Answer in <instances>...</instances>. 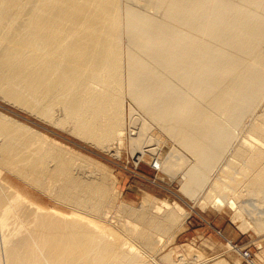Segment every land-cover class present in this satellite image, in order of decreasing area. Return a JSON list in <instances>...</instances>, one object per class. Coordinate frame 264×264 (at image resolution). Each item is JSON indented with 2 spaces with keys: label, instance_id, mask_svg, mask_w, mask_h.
<instances>
[{
  "label": "bare ground",
  "instance_id": "1",
  "mask_svg": "<svg viewBox=\"0 0 264 264\" xmlns=\"http://www.w3.org/2000/svg\"><path fill=\"white\" fill-rule=\"evenodd\" d=\"M125 95L194 157L187 179L238 228L241 187L260 194L247 210L264 228V0H0V97L106 146L122 141ZM150 139L131 138L141 151ZM114 192L101 162L0 111V264H159L142 253L183 208L121 202L114 235Z\"/></svg>",
  "mask_w": 264,
  "mask_h": 264
},
{
  "label": "rangeland",
  "instance_id": "2",
  "mask_svg": "<svg viewBox=\"0 0 264 264\" xmlns=\"http://www.w3.org/2000/svg\"><path fill=\"white\" fill-rule=\"evenodd\" d=\"M263 104L264 101L258 107L264 109ZM258 107L257 110H261ZM122 110L124 120L122 141L113 140L106 146H99L79 137L68 128L44 120L0 97V111L104 165L105 171L110 173L112 188L115 191L113 205L104 223L114 235H119L118 233L121 232L125 235L123 225L126 218L116 210L121 202L137 207L142 197L149 195L156 199H173L183 208L176 223L178 226L173 225L168 233L162 236L156 246L158 248L155 249L156 252H150L152 255L142 253L145 258L153 259L152 261L158 263L160 261L159 264H163V261L158 259H161L167 252H172V258L176 264H212L214 262L218 264H264V228L255 229L254 225L250 224L251 217L248 214L251 211L248 209L250 211L248 213L247 210V207H250L255 214H258L256 212L259 208L253 204L250 205L252 202L250 198L251 196L258 198L260 194L251 193L247 191V188L241 187L244 190L237 194L236 199L240 202L242 200V211L246 208L247 212L246 214L244 211L242 216L244 215V221L248 220L249 225L247 229L238 228L236 224L241 219H232L233 209L227 206H221L218 209L212 207V203L203 198L204 190L199 189L194 182L187 179V170L194 163V157L148 118L128 95L123 97ZM135 121L136 124H134ZM140 130L146 131L148 137L151 138L144 144L146 149L142 146L144 149L142 151L135 147L131 140L139 134ZM231 154L232 152L229 153ZM234 160L236 159H229L228 163ZM223 174L224 172L220 171L221 179ZM28 193L37 194L45 204H54L63 211L69 210L64 204L54 203L47 195L31 190H28ZM112 216L116 217V222ZM125 239H127V244L132 241L128 237ZM240 250H248L249 256H243Z\"/></svg>",
  "mask_w": 264,
  "mask_h": 264
}]
</instances>
